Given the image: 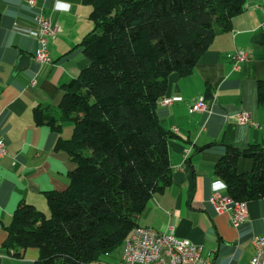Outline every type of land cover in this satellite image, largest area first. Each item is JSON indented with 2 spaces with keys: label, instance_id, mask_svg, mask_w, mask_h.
<instances>
[{
  "label": "trees",
  "instance_id": "obj_1",
  "mask_svg": "<svg viewBox=\"0 0 264 264\" xmlns=\"http://www.w3.org/2000/svg\"><path fill=\"white\" fill-rule=\"evenodd\" d=\"M93 28L78 47L88 65L61 85L59 116L34 111L37 126L59 133L55 149L74 168L63 191L45 193L48 216L20 202L5 227L2 249L35 264H101L121 248L154 193L171 184L167 142L157 117L171 74L185 76L217 34L231 28L247 0H82ZM1 16V15H0ZM209 92V91H207ZM208 94V93H207ZM264 101V81L257 85ZM214 174L233 202L264 198V148L225 145ZM252 163L239 173V159Z\"/></svg>",
  "mask_w": 264,
  "mask_h": 264
},
{
  "label": "crops",
  "instance_id": "obj_2",
  "mask_svg": "<svg viewBox=\"0 0 264 264\" xmlns=\"http://www.w3.org/2000/svg\"><path fill=\"white\" fill-rule=\"evenodd\" d=\"M28 1L0 0V140L6 149L0 160V264H35L36 249L25 250L21 257L2 249L5 227L20 202L48 216L45 193L68 186L67 174L74 164L55 144L59 137H70L72 126L64 123L54 133L37 126L33 114L49 107L59 116L60 87L87 67L78 44L93 28L88 18L91 7L82 0H33L34 8ZM262 4L264 0H247L243 12L231 20L230 30L214 37L189 74L169 75L163 98L172 103L157 105L161 126L173 135L167 142L171 184L152 195L136 222L162 232L172 228L177 238L199 246L210 264H249L252 237L264 235V198L245 203L247 216L237 228L231 225L230 211L216 214L208 201L215 193L227 196L225 186L213 189V182L220 180L214 165L225 145L264 148V101L257 97V85L264 81ZM37 13L60 28L48 43L50 64L33 61L38 43L31 33L37 29ZM237 51L245 52L247 60L234 71L228 56ZM21 56L30 58L29 65L16 70ZM200 96L211 113H189ZM242 113L251 124L238 122ZM251 168L249 159H239V173ZM120 249L119 255L106 256L101 264H116Z\"/></svg>",
  "mask_w": 264,
  "mask_h": 264
},
{
  "label": "built area",
  "instance_id": "obj_3",
  "mask_svg": "<svg viewBox=\"0 0 264 264\" xmlns=\"http://www.w3.org/2000/svg\"><path fill=\"white\" fill-rule=\"evenodd\" d=\"M31 8L35 7L33 0L28 1ZM264 11V4L261 5ZM36 31L31 36L36 39L38 49L33 57L37 65L50 64L48 43L60 32L57 25H52L42 13L35 15ZM234 71L240 70L241 64L247 60V54L237 51L230 56ZM172 103L170 98H162L159 104L163 107ZM189 113H211L204 97H198L189 108ZM239 123L251 124L247 114L237 117ZM6 149L0 140V160L5 156ZM209 204L216 214L230 211V222L235 228L241 226L247 216L244 202H233L228 196L218 193L209 198ZM253 255L249 264H264V235L252 237ZM116 264H210L207 258L201 256V248L187 240L177 238L172 228L168 232L157 231L147 227L133 228L122 244V251Z\"/></svg>",
  "mask_w": 264,
  "mask_h": 264
},
{
  "label": "water",
  "instance_id": "obj_4",
  "mask_svg": "<svg viewBox=\"0 0 264 264\" xmlns=\"http://www.w3.org/2000/svg\"><path fill=\"white\" fill-rule=\"evenodd\" d=\"M30 58L28 56H21L18 59V64L16 65L15 69L16 70H23L26 69L29 65Z\"/></svg>",
  "mask_w": 264,
  "mask_h": 264
},
{
  "label": "clouds",
  "instance_id": "obj_5",
  "mask_svg": "<svg viewBox=\"0 0 264 264\" xmlns=\"http://www.w3.org/2000/svg\"><path fill=\"white\" fill-rule=\"evenodd\" d=\"M64 8H65V10H67L68 6H67V5H64ZM222 187H224L222 181L217 180V181H214V182H213V189H214V190H215V189L222 188Z\"/></svg>",
  "mask_w": 264,
  "mask_h": 264
},
{
  "label": "rangeland",
  "instance_id": "obj_6",
  "mask_svg": "<svg viewBox=\"0 0 264 264\" xmlns=\"http://www.w3.org/2000/svg\"><path fill=\"white\" fill-rule=\"evenodd\" d=\"M71 127V126H70ZM64 131H65V129H64ZM120 248L119 249H117L116 251H114L112 254H111V256H117V255H119L120 254Z\"/></svg>",
  "mask_w": 264,
  "mask_h": 264
}]
</instances>
